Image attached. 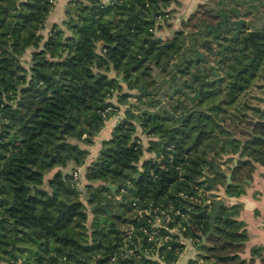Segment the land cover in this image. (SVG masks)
Here are the masks:
<instances>
[{
    "label": "trees",
    "instance_id": "16d2710c",
    "mask_svg": "<svg viewBox=\"0 0 264 264\" xmlns=\"http://www.w3.org/2000/svg\"><path fill=\"white\" fill-rule=\"evenodd\" d=\"M55 1L0 0V264H176L184 244L154 221L169 216L170 228L201 241L219 198L209 194L210 179L238 196L227 172L242 182L264 163V105L252 102L264 101V0H209L165 43L155 31L169 24L172 0L73 2L70 21L45 36ZM231 7L245 29L260 32L258 50L230 39L238 18ZM199 39L212 46L208 68ZM114 98L126 106L124 118L102 142L107 151L86 165L90 151L81 144L93 146L120 111ZM70 164L85 167L80 181L64 173ZM97 182L118 184L116 196ZM85 192L98 205L90 227ZM236 215L219 208L202 256L210 264L238 263L246 233ZM145 230L170 235L160 261L145 254L160 238L149 241Z\"/></svg>",
    "mask_w": 264,
    "mask_h": 264
},
{
    "label": "crops",
    "instance_id": "0c3cea01",
    "mask_svg": "<svg viewBox=\"0 0 264 264\" xmlns=\"http://www.w3.org/2000/svg\"><path fill=\"white\" fill-rule=\"evenodd\" d=\"M81 2L87 0H56L55 6L52 12L50 13L43 34L48 36L50 31L55 27L64 28V24L70 21V19L75 14L71 11L76 7V4L73 2ZM104 4H109L111 0H101ZM171 6L168 10L173 11L172 18L169 20V24L165 25L162 29L155 31V38L164 41H169L174 38V35L177 31L182 28V25L187 21L201 5L206 4L209 0H172ZM71 32L66 31V37L70 36ZM31 52L29 50L24 57L22 58V64L25 68H30L31 64ZM113 77H116L112 73ZM120 83L126 85L119 78ZM128 92V90L126 89ZM130 101V100H129ZM113 102L116 103V98L113 99ZM119 106L120 111L124 112L123 105L116 104ZM116 122H113L110 119L106 122L105 126L94 136V145L86 146L81 144L82 148L88 149L90 155L86 165H89L92 161L97 159L101 149L103 148L102 142L111 139L114 127ZM139 136L140 133L138 134ZM143 142L146 143V140L141 137ZM145 140V141H144ZM153 154L146 153L145 158H151ZM238 159L236 158L233 163V167L236 165ZM225 167V166H224ZM75 167L73 164H70L64 173H72ZM57 169L54 171L56 172ZM84 174L85 167L81 169ZM231 172H227L229 174ZM53 172L48 175L47 179L52 176ZM245 180L248 182L245 183ZM228 181V180H227ZM84 183H87L84 181ZM232 183H244V189L238 196H228L226 191V186L215 184V189L210 191L209 194L218 195L219 198H212V201H217L219 199H225V205L229 207H234L237 209V220L243 224V229L245 230V241L241 242L242 250L239 252L238 263L237 264H264V163L257 164L256 169L252 175L248 178H245L242 182H233ZM228 184V182H227ZM213 185V184H211ZM233 185V184H232ZM88 194L85 192L84 196ZM84 198V197H83ZM88 210H90V205L84 200ZM94 219V216H93ZM184 251L179 257V261L185 257L186 254L191 255L193 258H188L184 264H210V262L204 260L202 256L206 255V250L204 246H209L208 238L206 244L203 245L202 241H192L191 238L184 239Z\"/></svg>",
    "mask_w": 264,
    "mask_h": 264
},
{
    "label": "water",
    "instance_id": "95a60500",
    "mask_svg": "<svg viewBox=\"0 0 264 264\" xmlns=\"http://www.w3.org/2000/svg\"><path fill=\"white\" fill-rule=\"evenodd\" d=\"M83 3L85 4V1H83ZM77 9L74 8L71 12L74 13ZM230 11L232 13H234L238 19H236L234 21V24H235V31H234V34H233V37L231 38L232 40H234L235 38H238L240 37L241 35H244V29L243 27H247V20L242 18V12L241 10L238 8V7H231L230 8ZM154 20V13H153V17H152V21ZM260 34L259 31H250L248 32L247 35L244 36L243 38V41L245 44H252L254 49L255 50H258L259 46H258V42H257V36ZM208 43V40H205L204 41V45H206ZM153 76L155 75V79L158 80V76H160V71L159 69H157L156 67H153ZM97 134V132H95V135ZM107 151V148L106 147H103L101 149V152H106ZM97 161V160H95ZM248 182V180H245V183ZM211 184H213L212 186H215L216 182L212 179H210V182H209V186H211ZM228 184H233L235 187H237L239 189V191H242L244 189V183H232V179H231V174H228ZM95 188H98L99 186H104L106 187L107 189L111 190L113 196H116V191L118 190V187L119 185H112V184H105L103 182H97L95 184H92ZM80 190H84V188L82 186H80L79 188ZM91 199V196L89 194H86L84 196V200L85 201H89ZM225 199H219L216 201V203L214 204V207H213V210L211 212L208 213L209 217L211 218V226H210V230L208 233H206L204 236L201 237V241L204 244H206V241H207V238L210 234H213L214 233V228L216 227V224H215V218L217 217L218 215V211H219V208L221 206H224L225 205ZM109 201L107 200V202L105 203V208L107 207ZM98 207V205H93L90 207V210H88V221H87V226L90 227L92 221H93V212L94 210ZM188 258H193L191 255L189 254H186L185 257H183L178 264H184Z\"/></svg>",
    "mask_w": 264,
    "mask_h": 264
},
{
    "label": "built area",
    "instance_id": "2783aa9c",
    "mask_svg": "<svg viewBox=\"0 0 264 264\" xmlns=\"http://www.w3.org/2000/svg\"><path fill=\"white\" fill-rule=\"evenodd\" d=\"M113 111H114V108L110 106L104 111L103 116L105 118H107L108 115H110V113H112ZM115 116H116V121L115 122H116V125H117L120 121L123 120L124 113L121 111V112H118ZM81 173H82L81 167H78V168L74 169V171L72 172V175H73V180L75 182L81 180ZM169 220H170L169 216L166 218L165 221H161L160 219H157L156 221H154L153 228L165 229L170 234L171 233L178 234L179 235V240L184 244V242H185L184 239H186V238H184L181 235L180 230H179L180 229L179 226L170 228L168 226V221ZM144 232H145V234L149 235V241H153V239H155V235H157V234L159 235L160 238L156 242V245L154 247L155 249H152V251L147 249L145 251V254H146V256H149L150 258H152L154 260L160 261L161 260L160 253L164 254L167 251V249L169 248V247H165V245L170 241V239H171L170 235L167 234V235H163V237H161L157 230L152 231V232L149 231V230H145ZM129 235L133 236V229H132V231L129 232ZM138 241L140 242V238H138ZM192 241H194V240L192 239ZM161 249H162V251H161ZM134 252H135L134 248L132 250H130L131 254L134 253Z\"/></svg>",
    "mask_w": 264,
    "mask_h": 264
},
{
    "label": "rangeland",
    "instance_id": "374dc122",
    "mask_svg": "<svg viewBox=\"0 0 264 264\" xmlns=\"http://www.w3.org/2000/svg\"><path fill=\"white\" fill-rule=\"evenodd\" d=\"M212 7L215 9V10H217V7H214V5H212ZM234 34V33H233ZM232 37H233V35H232ZM204 41H205V39L204 40H200L199 39V42H198V44H199V51H201V52H203V53H205V55H207L208 56V63H207V67L206 68H208V67H210L211 65H214V56H212V54L209 52V47H212L211 46V44H210V42H209V40H208V43L206 44V45H204ZM165 42H168V41H164V43ZM172 43V42H171ZM209 46V47H208ZM197 71V69H195L194 70V72H196ZM160 76H161V73H160ZM160 76H158V79L160 78ZM154 78H155V75L153 76ZM155 80H157V79H155ZM124 87V91H126V89L127 88H125V86H123ZM260 91H261V93L264 95V89H260ZM173 92V91H172ZM172 92H170V93H172ZM255 94H258V92L256 91V93ZM188 95L189 96H195V95H193V93H188ZM176 97V96H175ZM176 99V98H175ZM130 101H131V103H136L137 104V106L138 107H141V108H145L147 105H148V100H147V98H143L140 102H138V101H136V99L135 98H130L129 99ZM166 100H168V101H172L173 102V99L171 98V99H166ZM187 103H189V99L186 101ZM252 102H254V103H258L259 105H261V106H263L264 105V101L262 102H258V101H255V100H252ZM118 102H116L115 104H117ZM122 108H124V109H126V106H122ZM120 110V109H119ZM119 112H121V111H119ZM123 112V111H122ZM112 121L113 122H115L116 121V116H114V117H112ZM141 129V128H140ZM139 129V133H140V135H141V137H143V139H145L146 141H147V135L146 134H143V132H141L142 130H140ZM95 136V135H94ZM93 136V137H94ZM144 140V141H145ZM133 199H134V196H130V198L128 199V201H127V206H130V205H132V201H133ZM117 200V199H116ZM114 201V203H117L118 201ZM132 207V206H131ZM129 208V207H128ZM113 210V209H112ZM137 212H131V213H126V217H129L130 218V216L131 217H133V216H135V214H136ZM128 224H123L122 225V229L124 228V229H127V226Z\"/></svg>",
    "mask_w": 264,
    "mask_h": 264
},
{
    "label": "flooded vegetation",
    "instance_id": "af4514ba",
    "mask_svg": "<svg viewBox=\"0 0 264 264\" xmlns=\"http://www.w3.org/2000/svg\"><path fill=\"white\" fill-rule=\"evenodd\" d=\"M243 18V17H242ZM238 19V18H237ZM236 20V19H235ZM234 20V21H235ZM248 26V25H247ZM243 29H244V35H241L240 37H242V38H244V36L245 35H247L248 34V32H250V31H253V30H247V29H245V26L243 27ZM234 33V32H233ZM232 38V36L230 37V39ZM205 40H207V39H205ZM232 40V39H231ZM243 40V39H242ZM244 42V41H243ZM248 44H250V43H248ZM248 44H246V45H248ZM209 47V46H208ZM211 47H209V49H210ZM196 96V95H195ZM194 97V96H193ZM193 97L191 96V98H192V102H194L195 101V99H193ZM206 109H208V107H205Z\"/></svg>",
    "mask_w": 264,
    "mask_h": 264
}]
</instances>
